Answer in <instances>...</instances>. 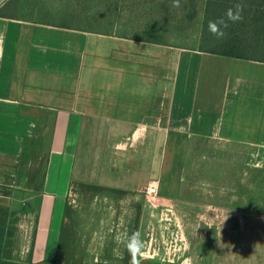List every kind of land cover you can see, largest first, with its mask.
<instances>
[{
  "label": "crops",
  "instance_id": "1",
  "mask_svg": "<svg viewBox=\"0 0 264 264\" xmlns=\"http://www.w3.org/2000/svg\"><path fill=\"white\" fill-rule=\"evenodd\" d=\"M216 56L0 17V186L15 177L25 137L55 116L44 190L32 198L36 261L54 259L39 224L57 154L69 160L68 194L73 182L143 194L133 264H264V212L234 204L252 191L251 168L236 177L229 165L225 205L169 187L180 144H217L213 159L264 158V63L229 57L219 69ZM151 185L157 193L147 196Z\"/></svg>",
  "mask_w": 264,
  "mask_h": 264
},
{
  "label": "rangeland",
  "instance_id": "2",
  "mask_svg": "<svg viewBox=\"0 0 264 264\" xmlns=\"http://www.w3.org/2000/svg\"><path fill=\"white\" fill-rule=\"evenodd\" d=\"M5 1L1 0L0 6ZM198 1L201 3L202 0ZM46 2L49 10L45 8L41 14L34 15L36 13L33 12L32 14L55 23L91 27L100 29L101 32L121 33L131 37L149 36V33L155 31L159 34L161 41L188 49L199 47L201 44L202 31L199 15L196 14L193 19H190L192 13L190 0H179L178 6H174L173 0H47ZM11 9H16L14 2L7 7V10ZM228 58L221 56L220 59L219 57L217 60L220 64L217 63V67L227 68ZM54 117L51 116L49 126L41 128L39 140L42 139L43 144L38 147L36 156L27 167L34 174L46 171ZM66 127L67 124L64 122L60 128L59 137H64ZM181 145L184 146V158L178 160L181 166L177 174L174 173L172 184L169 186L177 188L174 192L180 199L199 203L228 204L227 169L229 165L231 172L236 173V177L237 173L241 174L243 171L249 173L251 168L252 191L246 192V197L243 196L245 199L236 197L234 204L238 209L264 212V158L256 157L252 152L251 156L246 155V158L234 162L233 159L227 158L213 159L211 153L218 149L217 144ZM225 148L227 149L226 146ZM201 151L207 152L209 157L204 158ZM223 154L226 157L227 153ZM51 163L49 182L45 188L46 194L42 203L41 224H39L41 236L46 237L45 249H48L49 255L54 253L55 258L57 253L67 197L71 213L65 222L71 237L75 239V259L80 260L81 264H121L126 236L135 228L139 213L143 212V200H145L143 194L140 192L97 193L86 191L83 187H76L68 194L63 180L68 174L69 160L63 161L59 155L55 154ZM219 170L222 175L217 173ZM239 177L244 176L242 174ZM242 185L243 183L237 179L236 186L242 188ZM2 190L5 189L0 186V202L9 203L13 209L20 211L23 208L31 210L30 206L25 204L33 205L32 198L35 194L33 191L15 189L11 196L5 197L1 194ZM34 204L37 205L35 201ZM252 204L262 205V207H253ZM35 211L37 209L21 215L14 250V255L20 260H25L32 250L34 238L32 236L37 230L35 226L37 212ZM54 224L59 226V232L57 228L55 231Z\"/></svg>",
  "mask_w": 264,
  "mask_h": 264
},
{
  "label": "trees",
  "instance_id": "3",
  "mask_svg": "<svg viewBox=\"0 0 264 264\" xmlns=\"http://www.w3.org/2000/svg\"><path fill=\"white\" fill-rule=\"evenodd\" d=\"M41 1L42 0H6L4 4L0 6V17L50 24L88 32H100L155 44L171 45L161 41L159 39V34H156L155 31L149 33V36L131 37L121 33L101 32L100 29H93L91 27L55 23V21H50L40 16L36 17L34 15L41 14L42 10L45 11L48 9L46 5L47 0L44 2ZM12 2H14L16 9L7 10V7ZM189 5L192 7L190 19H193L196 14L199 15L202 31L200 46L191 49L212 55L264 63V0H202L201 3L198 0H190ZM229 10L232 11L233 17L239 16L240 18L236 20L229 19ZM32 12L36 14L33 15ZM210 22L215 23L217 27L225 33L223 38L218 39L216 35L212 34L210 31ZM224 24H226L227 27H224ZM41 132V127L39 126L34 137H25L16 175L14 179L2 185V188L5 189L1 191L3 196H11L15 189L29 190L33 191L35 194L43 192L46 171L34 174L27 169L32 159L36 156L38 147L43 144L42 139L39 140ZM76 187H83L86 191H96L97 193L109 192L124 194L135 192L82 182H73L70 191L74 190ZM25 205L30 206L31 210L23 208V210L20 211L13 209L9 203L0 202V264H58L59 262L60 264H81L80 260L75 259V239L71 237L69 228L65 222V219L71 213V206L68 199L56 257L52 260L44 261H36L34 259L33 246L36 238V230L32 236L34 237L32 250L27 258L25 260L16 258L14 250L21 215L24 212H34L35 210L32 204ZM38 219L39 212H37L36 215V227L38 225ZM141 219L142 212L139 213L135 228L126 236L121 256V264L134 263Z\"/></svg>",
  "mask_w": 264,
  "mask_h": 264
},
{
  "label": "clouds",
  "instance_id": "4",
  "mask_svg": "<svg viewBox=\"0 0 264 264\" xmlns=\"http://www.w3.org/2000/svg\"><path fill=\"white\" fill-rule=\"evenodd\" d=\"M174 6H178L179 4V0H173ZM228 17L229 19H239V16L233 17L232 11L229 10L228 12ZM224 27H227L226 24H224ZM210 31L212 32L213 35H216L218 39L223 38V36L225 35V33L223 31H221L217 25L213 22H210ZM138 247H139V242H138Z\"/></svg>",
  "mask_w": 264,
  "mask_h": 264
},
{
  "label": "built area",
  "instance_id": "5",
  "mask_svg": "<svg viewBox=\"0 0 264 264\" xmlns=\"http://www.w3.org/2000/svg\"><path fill=\"white\" fill-rule=\"evenodd\" d=\"M156 193H157V187L156 186L151 185L146 189L147 196H152V195H155Z\"/></svg>",
  "mask_w": 264,
  "mask_h": 264
}]
</instances>
